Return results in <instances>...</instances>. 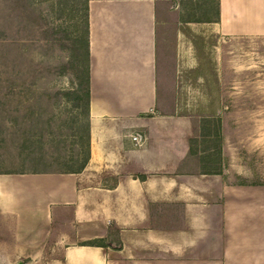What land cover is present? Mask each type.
Wrapping results in <instances>:
<instances>
[{
    "label": "crops",
    "instance_id": "0c3cea01",
    "mask_svg": "<svg viewBox=\"0 0 264 264\" xmlns=\"http://www.w3.org/2000/svg\"><path fill=\"white\" fill-rule=\"evenodd\" d=\"M159 5L89 0V160L80 171L0 173L1 257L191 264L192 247L214 220L221 251L213 264H264V198L240 196L245 189L221 177L215 202L207 201L220 211L212 219L206 203L184 196L202 178L177 170L191 121L159 108ZM215 24L224 35H264V0H218ZM134 131L144 134L141 145ZM165 205L180 212L155 211Z\"/></svg>",
    "mask_w": 264,
    "mask_h": 264
},
{
    "label": "rangeland",
    "instance_id": "374dc122",
    "mask_svg": "<svg viewBox=\"0 0 264 264\" xmlns=\"http://www.w3.org/2000/svg\"><path fill=\"white\" fill-rule=\"evenodd\" d=\"M159 3L165 44L159 108L191 121L189 152L177 170L202 178L184 196L206 203L215 219L220 211L207 201L215 202L221 177L245 189L240 196L264 198V35L222 34L215 24L218 0ZM80 7L81 0H0V173L65 171L90 155ZM199 206L192 211L201 212ZM220 240V223L208 222L191 264H213ZM0 264L55 261L0 256Z\"/></svg>",
    "mask_w": 264,
    "mask_h": 264
},
{
    "label": "trees",
    "instance_id": "16d2710c",
    "mask_svg": "<svg viewBox=\"0 0 264 264\" xmlns=\"http://www.w3.org/2000/svg\"><path fill=\"white\" fill-rule=\"evenodd\" d=\"M88 2L89 0H81V7L79 8L80 11V16H81V20H82V26L80 28V30H78L80 37L82 34V37H84L85 39V44L87 46V52H88V87L86 89V96L88 98V107L90 104V77H89V14H88ZM64 3L66 4V0H64ZM65 7H63L64 9ZM79 37L77 31L75 33V38ZM89 109V108H88ZM88 121H90V113H89V118ZM88 157L89 154L86 156V158L82 161L81 166H79L78 168H74V169H68L65 171H80L85 164L88 161Z\"/></svg>",
    "mask_w": 264,
    "mask_h": 264
},
{
    "label": "built area",
    "instance_id": "2783aa9c",
    "mask_svg": "<svg viewBox=\"0 0 264 264\" xmlns=\"http://www.w3.org/2000/svg\"><path fill=\"white\" fill-rule=\"evenodd\" d=\"M129 136L131 137L132 141H134V144L136 145H141L143 142V139L145 138L144 134L141 132H132L131 134H129Z\"/></svg>",
    "mask_w": 264,
    "mask_h": 264
}]
</instances>
